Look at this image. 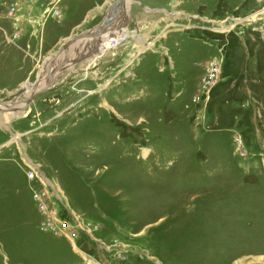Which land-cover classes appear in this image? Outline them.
<instances>
[{"label":"rangeland","instance_id":"374dc122","mask_svg":"<svg viewBox=\"0 0 264 264\" xmlns=\"http://www.w3.org/2000/svg\"><path fill=\"white\" fill-rule=\"evenodd\" d=\"M97 1L60 0L35 39L0 0L1 99L116 0ZM120 22L0 112V264H264V0H128Z\"/></svg>","mask_w":264,"mask_h":264},{"label":"water","instance_id":"95a60500","mask_svg":"<svg viewBox=\"0 0 264 264\" xmlns=\"http://www.w3.org/2000/svg\"><path fill=\"white\" fill-rule=\"evenodd\" d=\"M127 5L128 0L114 1L112 6H110V8L107 10L106 15L96 27L92 28L91 30L75 33L72 36L68 37L66 40H64L57 47L56 52L50 55L48 59H45L43 69L46 68V75L44 77L43 82L40 84L39 82H37V79L35 83L30 84L31 90L23 98H14L11 101L3 100L0 98V112L18 111L23 107L29 105L37 94L47 90L54 81L55 71L62 68L64 66L63 64L67 62L69 58H71L73 61L78 60L76 59V57L67 56L69 49L74 48L73 51L77 52L80 49L77 46L74 47V45L78 41L92 39L98 36L100 37L107 31L117 30L120 27V25H118L117 23L120 22L123 16L125 15ZM61 54H63V61L61 64L57 65L55 64V59ZM21 88H23V86H21ZM21 88L17 89L15 93H19V90ZM0 127H2L6 131H9L7 126L3 123H0Z\"/></svg>","mask_w":264,"mask_h":264},{"label":"crops","instance_id":"0c3cea01","mask_svg":"<svg viewBox=\"0 0 264 264\" xmlns=\"http://www.w3.org/2000/svg\"><path fill=\"white\" fill-rule=\"evenodd\" d=\"M22 1V0H21ZM48 0H41V4L39 3V2H36V3H31V5H29V4H27L26 2L24 3V2H22L21 4V9H19L18 11H17V15L19 16L18 17V19H19V21H18V23L16 24V25H19L21 28H20V31H21V29H22V33H23V36H25V35H27V34H29L30 35V33H31V36H34L35 37V39L37 38V37H39V36H42L43 35V32H45V31H43L44 30V27H45V25L48 23V21L47 20H49V19H52V21H57V19L59 18V17H44L43 16V11H44V9L45 8H48L50 5H52V4H55V8L57 9V10H59L57 7H58V4H59V1L60 0H49L48 2H47ZM45 2V3H44ZM100 3H101V1H100ZM97 5H98V1L97 0H93V4L91 5V6H89L87 9H85L84 10V12L82 13V15H81V18L83 17V18H87L88 17V14L87 13H89L88 11L89 10H96V8H97ZM34 9H36V10H38L39 9V13H38V16L39 17H36V16H34L33 15V13H32V10H34ZM60 11V10H59ZM32 13V14H31ZM27 22H31V26H33V28H32V30L29 32V31H27L26 30V23ZM42 24V25H41ZM68 34H69V31H67V33H65V34H63V36H58L55 40H53V41H50V42H46L45 43V49L46 50H48V49H51V48H54L55 46H57L58 44L60 45L64 40H66L65 39V37L66 36H68ZM73 35V34H72ZM71 35V36H72ZM68 38V37H67ZM28 63V62H27ZM43 69V68H42ZM42 69L39 71V73H38V75H37V81L40 83H42L43 82V80H41L42 78V73H41V71H42ZM62 68H60V69H58L57 71H55V77H54V79H56V77H57V73L59 72V70H61ZM33 72V69L31 68V67H29V64L28 65H26V67L25 68H23V71H22V74L24 75V77H22V78H20V79H17L14 83H15V85L17 84V85H21L20 83L23 81V80H25V78L27 77V76H29L31 73ZM36 81V80H35ZM35 81L34 82H32V83H35ZM32 83H29V84H32ZM37 83V82H36ZM18 86V87H19ZM46 179V178H45ZM52 188V187H51ZM52 191H54V189L52 188Z\"/></svg>","mask_w":264,"mask_h":264},{"label":"bare ground","instance_id":"6f19581e","mask_svg":"<svg viewBox=\"0 0 264 264\" xmlns=\"http://www.w3.org/2000/svg\"><path fill=\"white\" fill-rule=\"evenodd\" d=\"M256 18V15L255 14H252V15H250L249 16V18H246L245 20H250V21H253L254 19ZM121 23V22H120ZM232 26V24L231 25H223L222 26V28H221V30H223V29H229L230 27ZM124 29V27L122 28V26L120 25V27L117 29V30H110V31H107L106 33H104L102 36H98V37H95V38H92V39H87V40H81V41H78L75 45H74V47H76L78 44H81L80 45V47L81 46H83L84 44H88V45H86L85 47H87V46H91L93 43H94V46H97V42H94V41H96V40H94L93 42H89V41H91V40H93V39H101L100 40V50H105L107 47H108V45H109V43H110V41H109V38H108V36L109 35H112V34H115V33H118V32H120L121 30H123ZM113 36H115V35H113ZM116 37L119 39V38H122L123 37V35L122 34H118V35H116ZM111 41H112V43L114 44V46L116 45V41L117 40H113V39H110ZM92 43V44H91ZM90 44V45H89ZM99 46V45H98ZM110 46V45H109ZM78 47V46H77ZM83 48V47H82ZM89 48H91V47H89ZM88 48V49H89ZM74 49V48H73ZM73 49H69V52H68V54H67V56L68 57H73L72 56V54H73V52H76V51H73ZM87 49V50H88ZM95 49V48H94ZM98 50V49H97ZM82 54V53H81ZM89 54V53H88ZM76 57V56H75ZM81 57V56H80ZM49 58V57H48ZM47 58V59H48ZM79 59V58H78ZM62 61H63V54H61V55H59L56 59H55V64H61L62 63ZM78 60H76V61H74V62H77ZM71 63H73V60L71 59V58H69V60L67 61V62H65L64 64H66V65H64L63 67H62V69L63 70H65ZM46 66V65H45ZM59 70V72L58 73H60L61 71H63V70ZM45 75H46V68L44 69V70H42V79L44 80V77H45ZM29 86H30V84H29ZM3 123V122H2ZM14 137H16V135L14 136ZM14 137L12 138L11 137V139H9V140H12V139H14ZM8 142V141H7ZM6 142V143H7ZM35 168L34 169H36L37 168V166H34ZM38 170V169H37ZM46 185V184H45Z\"/></svg>","mask_w":264,"mask_h":264},{"label":"built area","instance_id":"2783aa9c","mask_svg":"<svg viewBox=\"0 0 264 264\" xmlns=\"http://www.w3.org/2000/svg\"><path fill=\"white\" fill-rule=\"evenodd\" d=\"M25 2L26 3H36V2H39V0H25ZM54 6H55V4H52L48 8H45L43 11V16L44 17H49V16L50 17H57L59 15V11L57 9H55ZM15 12L12 13V11H10L9 16L15 20H18L19 16L17 15V12L16 13ZM26 175H27L28 179H39L42 182L41 178L38 177L35 170L28 169L26 171ZM45 194H46L45 190H42V191L33 190V192H32V198L34 199V201L37 203L38 207L41 210H44L45 206H46L44 203Z\"/></svg>","mask_w":264,"mask_h":264}]
</instances>
